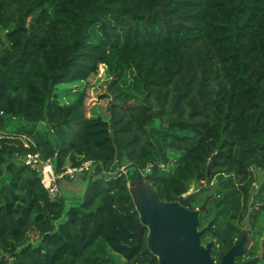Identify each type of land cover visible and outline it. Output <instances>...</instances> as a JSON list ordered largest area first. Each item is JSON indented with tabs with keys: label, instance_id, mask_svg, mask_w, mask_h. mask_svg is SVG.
<instances>
[{
	"label": "trees",
	"instance_id": "trees-1",
	"mask_svg": "<svg viewBox=\"0 0 264 264\" xmlns=\"http://www.w3.org/2000/svg\"><path fill=\"white\" fill-rule=\"evenodd\" d=\"M101 65L113 97L97 113ZM29 152L82 168L83 196H52ZM141 171L161 201L195 187L216 264L247 216L258 255L264 0H0V264H160L130 191Z\"/></svg>",
	"mask_w": 264,
	"mask_h": 264
},
{
	"label": "water",
	"instance_id": "water-1",
	"mask_svg": "<svg viewBox=\"0 0 264 264\" xmlns=\"http://www.w3.org/2000/svg\"><path fill=\"white\" fill-rule=\"evenodd\" d=\"M145 191L142 188V204L135 203L143 227L149 228L148 246L157 255L160 264H216L211 255L213 244L203 245L201 235L204 231L198 230L199 212L206 210V204L191 210L192 195L166 202L161 201L156 192L152 197ZM246 239L243 237L234 244L223 255L220 264H256L258 258L241 263L235 261L246 251ZM262 254L263 248L260 256Z\"/></svg>",
	"mask_w": 264,
	"mask_h": 264
},
{
	"label": "rangeland",
	"instance_id": "rangeland-1",
	"mask_svg": "<svg viewBox=\"0 0 264 264\" xmlns=\"http://www.w3.org/2000/svg\"><path fill=\"white\" fill-rule=\"evenodd\" d=\"M123 88L126 90L129 87L123 85ZM103 95H107L108 97L107 98L103 97ZM112 97H113V93L111 92V90L108 89V77L106 76V74L104 72V66L101 65L100 68L95 73V75L89 80L87 107L90 111H95L97 113H101L107 108L108 100H109V98H112ZM60 100L66 101V99H62V98ZM20 125L22 127V126H26L27 124L21 123ZM17 127H20V126H17ZM40 130L43 133H45L44 132V130H45V124L44 123H41ZM123 164L124 165H123L122 169L129 170V171L132 170V166H130L129 163L124 162ZM87 167H89V165ZM253 171H254L255 177L257 179V181L255 183V188L257 189V187L259 186L260 182L263 179V174H262L261 170L256 169V168H254ZM85 175L86 174L77 173L74 175L73 178L68 177L69 179L71 178V180L75 181V184H74L75 190H73L74 191L73 193H76V195H74L73 198L76 201H73L71 203L77 202L82 197L81 194L83 191V185L86 184V182H85L86 176ZM142 188L144 190L146 189L145 192L148 193L150 196L153 197L155 195L154 189L146 182L145 173L143 171L140 172V174L138 175V179L135 182L130 183V191H131L132 196L134 197L137 205L142 204V193H141ZM194 190H195V187L192 186L190 192H193ZM71 203H68V205H70ZM243 227H244V233L239 238V240H241L243 237H246L247 239H246L245 247L248 248L249 239H248L247 234L245 233L246 230L249 228V217L248 216L243 221ZM32 238H34V237H32ZM31 240H33V239H31Z\"/></svg>",
	"mask_w": 264,
	"mask_h": 264
},
{
	"label": "built area",
	"instance_id": "built-area-1",
	"mask_svg": "<svg viewBox=\"0 0 264 264\" xmlns=\"http://www.w3.org/2000/svg\"><path fill=\"white\" fill-rule=\"evenodd\" d=\"M26 165H29L33 169L40 170L41 173L49 175V192L52 196H55L59 192L58 180L63 178L65 174L72 175L75 172H80L82 168H70L66 173L56 175L54 172V167L50 161H45L42 159L40 153L29 152L26 154L24 159ZM88 163H86L87 165Z\"/></svg>",
	"mask_w": 264,
	"mask_h": 264
},
{
	"label": "crops",
	"instance_id": "crops-1",
	"mask_svg": "<svg viewBox=\"0 0 264 264\" xmlns=\"http://www.w3.org/2000/svg\"><path fill=\"white\" fill-rule=\"evenodd\" d=\"M89 163L86 165L88 166ZM78 172H75L71 175V177L73 178L75 174H77ZM81 174V173H80ZM71 178H60L58 180V183H59V195L60 197L64 198L65 201L67 203H71L73 201H76L73 196L76 195V193H73L75 190V181L71 180ZM84 180V179H83ZM85 187H86V184L83 185V191H82V194L81 196H83L84 194V191H85Z\"/></svg>",
	"mask_w": 264,
	"mask_h": 264
},
{
	"label": "flooded vegetation",
	"instance_id": "flooded-vegetation-1",
	"mask_svg": "<svg viewBox=\"0 0 264 264\" xmlns=\"http://www.w3.org/2000/svg\"><path fill=\"white\" fill-rule=\"evenodd\" d=\"M191 190V189H190ZM193 192H188L187 193V195L185 194V195H183L185 198L187 197V196H189V195H192V198H193V194H192ZM181 197V196H180ZM179 197V198H180ZM179 200V199H178ZM191 201H192V199L190 200V203H191ZM206 204V202L205 203H203L201 206H198L196 209H191L190 208V204H189V208L191 209V210H197V209H199L200 207H202L203 205H205ZM204 210V209H203ZM202 211V210H201ZM200 211V212H201ZM199 212V213H200ZM207 228H209V227H207ZM198 230H199V228H198ZM199 231H201V230H199ZM204 231V230H203ZM249 228L246 230V234H247V236H248V239H249V246H248V248L246 249V251L250 248V246H251V242H250V234H249ZM244 233V227L242 228V231H241V234H240V236H239V238L242 236V234ZM239 238L236 240V242L234 243V244H236L237 243V241L239 240ZM263 241H264V235H263V237H262V239H261V248H260V250H259V253H258V255L257 256H255V257H250V256H247L246 254H245V252H244V254H242L241 256H242V259H241V261H239V262H237L236 261V258H235V261H236V263H241V262H247V261H251V260H255V259H257L258 258V260H257V262H256V264L259 262V259H261L262 257H263V254H264V248H263ZM210 243V242H209ZM212 243V242H211ZM208 244V243H207ZM207 244H205V246L207 245ZM204 245V244H203ZM262 248H263V254H262V256H260V253H261V250H262ZM238 257V256H237Z\"/></svg>",
	"mask_w": 264,
	"mask_h": 264
}]
</instances>
